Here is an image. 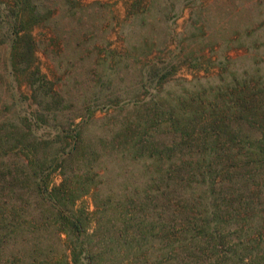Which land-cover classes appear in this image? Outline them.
Masks as SVG:
<instances>
[{
	"label": "trees",
	"instance_id": "1",
	"mask_svg": "<svg viewBox=\"0 0 264 264\" xmlns=\"http://www.w3.org/2000/svg\"><path fill=\"white\" fill-rule=\"evenodd\" d=\"M46 12L0 2L7 75L30 91L0 98V264H264V83L173 88L153 65L76 103L36 65Z\"/></svg>",
	"mask_w": 264,
	"mask_h": 264
},
{
	"label": "rangeland",
	"instance_id": "2",
	"mask_svg": "<svg viewBox=\"0 0 264 264\" xmlns=\"http://www.w3.org/2000/svg\"><path fill=\"white\" fill-rule=\"evenodd\" d=\"M22 1L42 4L48 14L29 29L36 65L57 91L70 92L76 103L82 91L109 80L115 95L127 94L139 80L136 74L153 65L173 88L181 80H201L197 86L207 89L231 79L237 69L244 79L264 83V0ZM8 67L5 44L0 46V98L30 95L22 77L9 79ZM28 104L26 109H34ZM60 181L56 174L53 183ZM78 206L94 218L90 195Z\"/></svg>",
	"mask_w": 264,
	"mask_h": 264
}]
</instances>
